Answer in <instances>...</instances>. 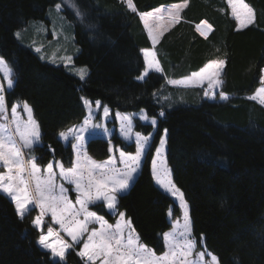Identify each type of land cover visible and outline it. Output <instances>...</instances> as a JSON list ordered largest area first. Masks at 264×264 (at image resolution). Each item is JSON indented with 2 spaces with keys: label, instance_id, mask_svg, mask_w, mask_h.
I'll return each instance as SVG.
<instances>
[{
  "label": "trees",
  "instance_id": "16d2710c",
  "mask_svg": "<svg viewBox=\"0 0 264 264\" xmlns=\"http://www.w3.org/2000/svg\"><path fill=\"white\" fill-rule=\"evenodd\" d=\"M182 1L133 0L134 13L122 0H75L77 8L65 9L64 14L72 23L78 49L74 63L88 69L81 80L63 66L41 60L15 36L31 22L47 21V11L57 0H0V56L14 69L15 79L14 88L6 89V101L8 107L24 101L31 106L41 137L30 153L42 167L51 160L71 165L73 150L58 134L82 121L81 97L100 100L111 114L143 110L157 124L153 128L134 118L133 130L152 133L151 151L118 203V211L132 220L141 241L161 254V234L171 226L167 212L172 207L173 215L179 213L150 171L167 129L171 178L188 201L197 245L203 236L205 249L218 257L219 264H264V106L247 99L261 84L264 68V0H245L256 18L240 30L225 0H188L180 21L154 48L163 71H151L138 80L145 67L141 50L151 47L138 13ZM202 21L212 26L206 36L194 26ZM220 59L225 67L219 92L226 93L227 100H208L201 88L186 89L179 98L178 89L166 83L167 78L186 77ZM163 89L173 92L171 100H161ZM108 125L113 127L109 139H87L88 155L107 158L109 141L114 148L134 153V142L120 138L115 120ZM91 208L113 220L105 208ZM33 216L27 213L21 219L0 193V264H84L75 253L77 246L66 252L64 262L41 248Z\"/></svg>",
  "mask_w": 264,
  "mask_h": 264
},
{
  "label": "snow or ice",
  "instance_id": "6c2138e0",
  "mask_svg": "<svg viewBox=\"0 0 264 264\" xmlns=\"http://www.w3.org/2000/svg\"><path fill=\"white\" fill-rule=\"evenodd\" d=\"M129 10L137 12L133 0H122ZM231 7V14L237 21L238 28H247L255 22V10L245 3V0H228ZM188 0L183 3L174 4L168 9L157 8L153 11L138 13L143 21L144 28L152 43V48L142 49L144 59V70L137 76L138 80L143 81L149 72H162L163 69L156 53L153 50L159 43L167 27L159 30L150 24V19L164 20L167 16L169 25H174L180 21V12L187 7ZM61 4H55V10L59 12ZM77 15L80 13L77 11ZM212 26L202 21L197 25V30L201 35L210 30ZM17 38L20 33H16ZM36 52H41L37 47ZM44 57L41 56V59ZM63 63L70 64L71 56L60 57ZM55 63V60H53ZM225 67V60H214L205 64L198 72L192 73L191 77L182 80H169L173 85L203 84L208 82L210 88H216L222 84L220 76ZM261 87L257 88L254 94L247 97L248 100L257 101L264 106V69L261 70ZM14 69L0 56V75L6 82L8 90L15 86ZM76 75L84 80L87 75V68L81 67L76 70ZM5 83L0 82V166L4 171L0 172V193L7 194L15 205L17 215L23 219L24 216L33 210L32 205L40 209V214L33 220V225L40 230L41 234L38 243L44 249L50 250L53 258L58 257L60 261L65 258L66 250L73 247L67 243L58 233H54L52 227L47 228L46 234L43 231V218L50 214L52 220L60 226V229L67 233L75 243H80L85 233L87 239L83 242V247L78 255L84 259L85 264H205V256H210V264H219V259L214 254L206 250L196 252L197 241L192 236V221L189 215V204L184 192L172 180V170L168 166L167 160V137L168 130L164 129L163 135L159 140V145L155 148L154 156L151 159V174L155 182L164 191L171 195L182 210L181 220L172 223L170 231L161 234L165 251L162 255L149 248L141 241L140 235L136 232L133 222L126 217L125 212L118 211L119 199L122 198L131 183L139 173L143 159L147 152L151 151L150 140L152 133L142 135L135 133V152H126L120 148H114L109 141V152L113 153L109 158L102 162H97L88 156L85 148V133L90 128H102L105 133L109 130L102 123H93L94 110L103 109V117L106 119L110 115L107 105L101 104L100 100L93 102L81 97L83 106L87 111L82 124L73 125L64 131H60L58 139L70 143L74 152V159L70 167H65L63 162H49L46 165L45 175H40L41 168L36 163V157H31L25 164L21 146H18L16 137L19 138L23 148L32 149L34 145L40 143L41 129L39 123L33 117V110L26 102H22L24 113L27 119L21 118L18 108L21 102L11 105L9 120V107L6 101ZM209 93L206 91L205 96ZM212 93L211 98H215ZM219 98L227 100L226 93L220 92ZM116 119L120 121V133L125 140L131 139L132 134V115L119 113ZM161 116L164 115L162 111ZM140 119L149 122L155 127L157 121L149 117L141 110ZM14 128V133L12 129ZM74 141V142H72ZM49 149L55 152L54 149ZM118 152V156L115 154ZM119 164V166H118ZM54 167L59 169V178L70 185H74L77 193L76 201L73 203L68 195V189L64 183H56L57 173ZM28 173L34 181V193L29 190V183L25 177ZM90 205H98L102 209L106 208L109 214L115 213L119 219L115 225L109 224L103 215H98L96 211L89 210ZM78 206V207H77ZM172 215L171 209L169 216ZM82 217V218H81ZM89 225H99L89 231ZM55 236V240H51ZM203 236L200 237L202 241Z\"/></svg>",
  "mask_w": 264,
  "mask_h": 264
},
{
  "label": "rangeland",
  "instance_id": "374dc122",
  "mask_svg": "<svg viewBox=\"0 0 264 264\" xmlns=\"http://www.w3.org/2000/svg\"><path fill=\"white\" fill-rule=\"evenodd\" d=\"M57 3H60L61 4V9L59 12H57L55 10V4ZM57 3H55L53 6H51L48 11H47V14H46V19L47 21H35V22H31L29 23L26 28L22 29V30H19L17 32L20 33V37L17 38L16 36V33H15V36L16 38L18 39V41L24 45H26L27 47H29L40 59H41V56H43L44 58L41 59L45 62H48L50 64H53V65H59V66H63L64 69L69 72L70 74H73L74 76L78 77V75H76V70L81 68V67H85V66H77L75 63H74V56L77 54L78 52V49L76 47V45L74 44V36H73V27H72V23L66 18L65 14H64V10L67 9L71 12H73L77 7H76V2L75 0H57ZM171 6H164V8L162 7V9H165V8H170ZM152 11V10H151ZM140 17V16H139ZM153 19H150V21H152ZM142 21V20H141ZM159 21V20H157ZM143 22V21H142ZM159 30V29H157ZM39 47L41 48V52H36L35 49ZM66 56H71L72 57V62L70 64H65L61 61L60 57H66ZM53 60H55V63L53 62ZM264 69V68H263ZM199 71V70H198ZM197 71V72H198ZM87 75H88V69H87ZM86 75V77H87ZM192 75V74H191ZM188 76V77H191ZM262 75V74H261ZM85 77V78H86ZM186 77V78H188ZM80 79V78H79ZM185 79V78H184ZM220 79H221V76H220ZM169 80H173V79H169L167 78L166 80V83L169 85V86H173V87H176V89H178L179 91V98H180V95L181 93H186V89H192V88H201L202 89V96L208 100H221L219 98V88L220 86L216 87V88H210L209 85H208V82L207 81H204L203 84H190L188 86H184V85H173L171 83H169ZM174 80H177V79H174ZM179 80H182V79H179ZM0 82H3L5 83V88H6V82L3 81V78H2V75H0ZM261 86V84L259 85ZM259 88V87H258ZM7 89V88H6ZM208 92L209 95L208 96H205V92ZM162 92H165L166 94L165 95H161V100L163 101H167V100H171V96H172V93L171 91H167V90H162ZM215 93V98H211L212 96V93ZM254 94V93H253ZM185 95V94H184ZM252 95V94H251ZM257 102V101H255ZM258 103V102H257ZM93 106H94V102H93ZM10 108L9 107V120H11V113H10ZM18 111L20 112L21 114V118L26 120L27 119V114L24 113L23 111V108H22V102H21V107L18 108ZM119 112V111H116L114 112L113 114H111L110 112V115L108 116V118H104L103 117V109L101 107V109L99 110H94V115H93V123H102L104 125L105 128H107L109 130L108 133H105L104 130L102 128L100 129H97V128H90L88 132L85 133V136H86V142H87V139L90 138V137H103L105 139H109L110 135H111V132L113 130V127L108 125V123L114 119L115 122H116V132L118 133V135L120 136L121 139L125 140L124 137L122 136V134L120 133V121L116 119V113ZM119 113H125V114H133L132 115V123H133V119L134 118H138L141 122H144V123H149V122H146L144 120H141L140 119V114H141V111L139 112H119ZM144 113V111H143ZM145 114V113H144ZM87 115V111L85 109V116ZM85 116L83 117L82 121L76 125H80L82 124ZM35 119V118H34ZM149 119H151L149 117ZM150 124V123H149ZM155 128V127H153ZM13 133H14V128L12 129ZM135 131L133 130L132 128V134H131V139L130 140H125L127 142H134L135 144ZM163 135V133H162ZM17 139V144L18 146H21V150L23 152V155H24V160H25V164L27 166V161L33 157L30 153V149H26V148H23L22 145H21V142L19 141V138L16 137ZM160 140V139H159ZM63 142V141H62ZM74 142V141H72ZM85 142V143H86ZM64 144H67L65 142H63ZM112 145V144H111ZM158 145H159V142H158ZM157 145V146H158ZM113 146V145H112ZM108 150H109V145H108ZM155 153V152H154ZM117 156H118V152L115 153ZM110 155H113V153H110L109 152V155L107 158L105 159H102V160H96V159H93L97 162H102V161H105L109 158ZM89 156V155H88ZM154 156V154H153ZM90 157V156H89ZM73 159H74V152H73ZM55 161H59V160H55ZM54 160H51L50 162H55ZM38 165V164H37ZM47 165V164H46ZM46 165L45 166H39L41 168V173L40 175L43 177L45 175V169H46ZM71 166V165H70ZM70 166H65L66 168L67 167H70ZM119 166V164H118ZM4 171L3 167L0 166V172ZM54 171L57 173V180H56V183H64L65 187L68 189V192H67V195L69 197V199L75 203L76 201V196H77V193L73 190L74 189V185H70L68 184L66 181H63L59 178V169L58 168H55L54 167ZM150 171H151V165H150ZM137 176V175H136ZM152 176V174H151ZM25 177L29 183V190L32 191L34 193V190H35V184H34V181L32 179V177L30 175H28V173L26 172L25 173ZM136 178V177H135ZM152 180L153 182L156 184V186H158L164 193H166L164 191V189H162L156 182H155V179L153 178L152 176ZM167 194V193H166ZM7 195V194H6ZM171 200H172V203H173V206H175L179 213L177 216L175 215H171L169 216V210L171 209V212H172V207L168 210L167 212V217L169 219V222H170V228L167 230V231H170L171 230V227H172V223L175 221V220H181L182 222V210L179 208V205H178V202L169 194H167ZM7 197L11 200V198L7 195ZM14 204V203H13ZM92 206L94 205H90L89 206V210L93 211L92 210ZM15 207V205H14ZM33 208V210L31 212H29L30 214H33V220L35 219L36 216L39 215V211H38V207H35L34 205L30 206ZM78 207V206H77ZM106 209V208H105ZM16 210V209H15ZM107 211V209H106ZM112 217H113V220L111 222L107 221L109 224H112V225H115L119 219V217L115 214V213H111L110 214ZM82 218V217H81ZM32 224H33V221H32ZM34 226V225H33ZM35 227V226H34ZM48 227H52L53 230H54V233H58L60 237H62L67 243L69 244H72L73 247L69 248L66 250V252L70 249H74L75 246H77L78 250L76 249V255L82 259L79 255H78V252L80 251V249L83 247V242L87 239V235L88 233H85L84 236L82 237L80 243H75L72 238L70 236L67 235L66 232H64L63 230L60 229V226L58 224H56L53 220H52V217L50 214L48 215H45L44 218H43V225H42V228H43V231L44 233L46 234L47 232V228ZM99 225H89V231H91L92 228H98ZM36 228V227H35ZM37 229V228H36ZM38 230V229H37ZM166 231V232H167ZM39 232V235L41 234L40 230H38ZM39 238V236H38ZM51 240H55V236L51 238ZM37 243H38V239H37ZM39 244V243H38ZM41 248H43L41 245H39ZM44 249V248H43ZM47 250V249H46ZM165 247H164V251H165ZM206 250L202 241H200V244L199 245H196V249L195 251L196 252H199V251H204ZM51 254V251L48 250ZM163 251V252H164ZM207 251V250H206ZM163 252L161 254H158V255H162ZM208 252V251H207ZM210 253V252H208ZM66 254V253H65ZM52 256V254H51ZM53 258V256H52ZM54 260H59L58 257L56 258H53ZM83 263L85 264V261L84 259H82ZM61 262H64L61 261ZM97 264H99V262H97ZM205 264H210V256H205Z\"/></svg>",
  "mask_w": 264,
  "mask_h": 264
},
{
  "label": "crops",
  "instance_id": "0c3cea01",
  "mask_svg": "<svg viewBox=\"0 0 264 264\" xmlns=\"http://www.w3.org/2000/svg\"><path fill=\"white\" fill-rule=\"evenodd\" d=\"M225 2H226V4H227V6L229 7V14H230V16L234 19V17L232 16V14H231V7L229 6V4H228V0H225ZM180 3H183V1L182 2H178V3H175V4H180ZM172 5H174V4H170V5H162V6H159V7H157V8H164V6H172ZM157 8H155V9H157ZM166 9H168V8H165V10ZM154 10V9H153ZM152 10V11H153ZM182 12V11H181ZM181 12H180V15H181ZM235 20V19H234ZM150 24L151 25H153V27L154 28H156V29H160L161 27H167L168 28V30L173 26V25H171V26H168L169 25V21H168V18H167V16H165V18H164V20H159V21H157V20H152V21H150ZM176 24V23H175ZM201 24V22L200 23H198V24H194V26H195V29H196V31L199 33V34H201L200 33V31H198L197 30V25H200ZM142 25H143V27H144V24H143V22H142ZM235 27H236V29L238 28V25H237V21L235 20ZM145 29V28H144ZM167 30V31H168ZM167 31H165V32H167ZM211 31V29L210 30H208L206 33H205V35H202V36H206V35H208L209 34V32ZM145 32H146V34H147V30L145 29ZM164 32V33H165ZM147 36H148V34H147ZM149 38V37H148ZM161 39V38H160ZM149 41H150V45H151V47L150 48H152L153 46H152V43H151V40L149 39ZM154 50V49H153ZM194 73V72H193ZM192 74V73H191ZM190 74V75H191ZM190 75H188V76H190ZM188 76H186V77H188ZM186 77H182V78H179V79H184V78H186ZM179 79H177V80H179ZM174 80V79H173ZM259 87H261V86H259ZM85 148H86V143H85ZM2 194H4V193H2ZM6 197H7V195L6 194H4ZM8 198V197H7ZM9 199V198H8ZM10 200V199H9ZM11 201V200H10ZM12 202V201H11ZM13 203V202H12ZM38 211H39V214H40V209L38 208ZM39 245V244H38ZM46 250V249H45ZM77 250H78V248H77Z\"/></svg>",
  "mask_w": 264,
  "mask_h": 264
}]
</instances>
